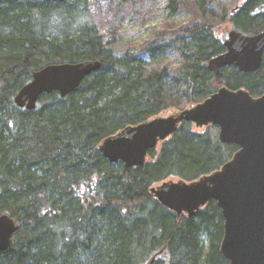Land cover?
I'll use <instances>...</instances> for the list:
<instances>
[{"label": "trees", "instance_id": "obj_1", "mask_svg": "<svg viewBox=\"0 0 264 264\" xmlns=\"http://www.w3.org/2000/svg\"><path fill=\"white\" fill-rule=\"evenodd\" d=\"M95 1L0 0V215L19 226L0 264H230L220 251L224 219L215 201L188 218L150 190L220 169L237 146L184 123L144 167L112 164L99 148L128 126L222 87L263 96L264 60L256 73L229 67L217 77L208 62L225 52L223 26L224 33L264 30V0H199L198 10L169 0L170 17L187 8L198 18L155 29L144 46L122 53L93 17ZM86 61L102 66L70 95H43L35 110L15 105L35 72Z\"/></svg>", "mask_w": 264, "mask_h": 264}, {"label": "water", "instance_id": "obj_2", "mask_svg": "<svg viewBox=\"0 0 264 264\" xmlns=\"http://www.w3.org/2000/svg\"><path fill=\"white\" fill-rule=\"evenodd\" d=\"M224 45L225 53L212 57L208 64L215 76L226 67H236L242 73H255L262 67L264 32L244 35L232 30ZM101 66L99 61L48 65L20 90L14 99L16 106L35 110L39 99L53 92L65 98ZM184 122L200 129L217 126L219 142L234 144L239 151L220 170L191 182L158 184L151 188V195L165 208L188 218L215 201L224 219L220 249L224 259L230 264H264V95L254 98L244 89L223 87L203 103L126 127L105 139L100 153L110 163H122L127 169L144 167L149 153ZM18 230L10 215H0L1 253L9 250Z\"/></svg>", "mask_w": 264, "mask_h": 264}, {"label": "rangeland", "instance_id": "obj_3", "mask_svg": "<svg viewBox=\"0 0 264 264\" xmlns=\"http://www.w3.org/2000/svg\"><path fill=\"white\" fill-rule=\"evenodd\" d=\"M198 1L187 0L188 4L197 10L200 8ZM230 2L231 0H218L219 5ZM168 4L169 0H96L93 3L92 15L107 41L115 38L114 47L122 53L128 47L144 46L155 29L172 28L174 25L193 22L198 18L196 12L187 8L177 16L170 17L166 9ZM206 16H209V12ZM225 28L227 26H223L219 34L226 38L230 30L227 29L224 33ZM168 60L173 63L174 57L170 56ZM204 131L214 139L219 136L218 127L210 126Z\"/></svg>", "mask_w": 264, "mask_h": 264}, {"label": "bare ground", "instance_id": "obj_4", "mask_svg": "<svg viewBox=\"0 0 264 264\" xmlns=\"http://www.w3.org/2000/svg\"><path fill=\"white\" fill-rule=\"evenodd\" d=\"M240 6H241V3H240L239 5H236L235 7H233L234 9L232 10V14H234L236 10H239ZM232 30H235V29H231L230 31H232ZM230 31H229V32H230ZM237 31H238V30H237ZM229 32H228V34H229ZM238 32H240V31H238ZM261 32H264V30L261 31ZM261 32H260V33H261ZM240 33H242V32H240ZM228 34H227V37L224 38L223 45H224L225 40H227V38H228ZM244 35H245V34H244ZM224 47H225V45H224ZM225 51H226V48H225ZM223 53H225V52H223ZM223 53H222V54H223ZM219 55H220V54H219ZM216 56H217V55H216ZM263 60H264V57H263ZM209 61H210V60H209ZM208 64H209V62H208ZM262 65H263V64H262ZM226 68H229V67H226ZM235 68H236V67H235ZM236 69H237V68H236ZM221 70H222V69H221ZM237 70H238V69H237ZM209 71H210V70H209ZM257 72H258V71H257ZM241 73H242V72H241ZM255 73H256V72H255ZM246 74H249V73H246ZM214 76H215V75H214ZM216 77H217V76H216ZM222 88H223V87H222ZM226 88H227V87H226ZM220 89H221V88H220ZM220 89H219V90H220ZM228 89H229V88H228ZM20 90H21V89H20ZM20 90H19V92H20ZM219 90H218V91H219ZM239 90H240V89H239ZM244 90H245V89H244ZM218 91H216L215 93H217ZM233 91H234V90H233ZM236 91H237V90H236ZM246 91H247V90H246ZM19 92H18V93H19ZM247 92H248V91H247ZM18 93L16 94V96L14 97V99L17 97ZM215 93H214V94H215ZM212 95H213V94H212ZM212 95H211V96H212ZM250 95H251V94H250ZM211 96H210V97H211ZM251 96H252V95H251ZM252 97H253V96H252ZM261 97H262V96H261ZM208 98H209V97H208ZM208 98H207V99H208ZM254 98H259V97H254ZM205 100H206V99H205ZM205 100H204V101H205ZM204 101H203V102H204ZM203 102H200V103H203ZM14 103H15V101H14ZM200 103H198V104H200ZM15 105H16V103H15ZM196 105H197V104H196ZM191 106H195V105H191ZM191 106H190V107H191ZM160 116H161V115H160ZM157 117H159V116H157ZM154 118H156V117H154ZM151 119H152V118H151ZM149 120H150V119H149ZM147 121H148V120H147ZM184 123H185V122H184ZM184 123H183V124H184ZM188 124H189V123H188ZM190 125H192V124H190ZM181 126H182V125H181ZM181 126H180V127H181ZM192 126H194V125H192ZM194 127H195V126H194ZM208 127H210V126H208ZM208 127H204V128H201V129H200V128H196V127H195V128H196L198 131H204V129H206V128H208ZM215 127H217V126H215ZM219 132H220V130H219ZM169 139H170V138H169ZM169 139H168V140H169ZM168 140H166V141H168ZM217 140H218V138H217ZM166 141H165V142H166ZM218 142H219V140H218ZM162 143H164V142H162ZM162 143H160L159 146H160ZM219 143H220V142H219ZM221 144H222V143H221ZM222 145H234V144H222ZM159 146H158V147H159ZM235 146H236V145H235ZM237 147H238V146H237ZM157 149H158V148H157ZM154 151H155V150H154ZM238 151H239V147H238ZM238 151H237V152H238ZM237 152H236V153H237ZM236 153H235V154H236ZM235 154H234V155H235ZM234 155H233V157H234ZM233 157H232V158H233ZM148 158H149V156H148ZM232 158H231L230 160H232ZM230 160H228L227 162H229ZM227 162H226V163H227ZM226 163H225V164H226ZM225 164H224V165H225ZM224 165H223V166H224ZM223 166H222V167H223ZM222 167H221V168H222ZM221 168H220V169H221ZM220 169H218V170H220ZM218 170H216V171H218ZM216 171H214V172H216ZM214 172H212V173H214ZM212 173H210V174H212ZM210 174H207V175H210ZM204 176H205V175H204ZM200 178H201V177H200ZM200 178H199V179H200ZM178 180H180V179H176V180L172 179V180H168V181H178ZM197 180H198V179H197ZM164 182H167V181H164ZM164 182H162V183H164ZM157 201H158V200H157ZM158 202H159V201H158ZM208 204H209V203H208ZM208 204H207V205H208ZM207 205H205L204 207H206ZM163 207H164V206H163ZM204 207H202L201 209H203ZM201 209H200V210H201ZM168 210H169V209H168ZM172 212H173V211H172ZM186 216H187V215H186ZM195 216H196V215H195ZM195 216H194V217H195ZM0 253H1V252H0ZM150 263H151V262H150Z\"/></svg>", "mask_w": 264, "mask_h": 264}]
</instances>
